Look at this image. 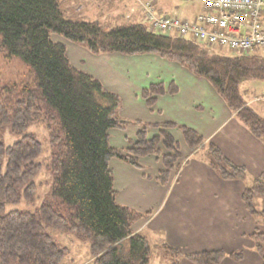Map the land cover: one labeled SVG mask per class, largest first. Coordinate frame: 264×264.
<instances>
[{
	"label": "trees",
	"instance_id": "1",
	"mask_svg": "<svg viewBox=\"0 0 264 264\" xmlns=\"http://www.w3.org/2000/svg\"><path fill=\"white\" fill-rule=\"evenodd\" d=\"M53 34L97 55L155 53L180 63L208 79L237 118L263 142L264 117L245 100L240 85L248 79L264 80V49L224 51L177 32L152 31L143 19L88 20L69 12L64 0H0V52L7 62L14 60L26 68L17 74L5 70L2 76L0 70V264H66L68 250L54 240L50 227L88 239L95 264H150L151 242L132 228L146 214L117 201L112 158L143 168L140 157L156 154L166 166L157 179L166 185L179 154L163 153L158 144L162 141L175 150L176 141L166 129L179 127L192 153L200 146L207 150L204 158L222 179L247 180L248 171L216 145L206 143L194 128L173 122L154 124L162 130L154 138H147L144 127L125 152L113 147L110 130L125 129L132 122L120 116V96L73 66L67 46ZM10 76L15 80L9 81ZM177 91L174 84L167 89L156 83L145 88L142 97L153 107L157 95ZM31 125L48 132L49 153L43 161L39 158L44 145L29 131ZM6 127L20 136L9 145L4 142ZM43 167L51 183L37 210H7L8 204L36 201ZM256 197L264 198V175L253 177L242 197L258 224L248 237L264 260V209L256 208ZM162 247L173 264H180L182 256L195 264L244 257L243 250L183 254L167 243Z\"/></svg>",
	"mask_w": 264,
	"mask_h": 264
},
{
	"label": "crops",
	"instance_id": "2",
	"mask_svg": "<svg viewBox=\"0 0 264 264\" xmlns=\"http://www.w3.org/2000/svg\"><path fill=\"white\" fill-rule=\"evenodd\" d=\"M78 1L81 5H77ZM152 1L161 14H173L187 20H193L203 12L202 2L198 0ZM64 2L69 12L81 14L82 18L95 16L99 20H108L107 17L121 19L117 14L119 4L126 3L128 11L134 8L135 13L130 14L133 20L143 19L141 7L134 0ZM125 18L127 15L122 17ZM53 37L65 43L76 68L94 75L107 89L120 96V116L133 123L125 129L110 130L113 147L119 150L129 148L142 127L138 122L151 125L173 122L194 128L206 143L216 145L228 159L248 171L247 180L222 179L204 158L203 151L193 153L189 158L190 153L187 155L185 151L188 145L179 128H167L166 131L175 136L184 151L178 160L181 167L178 171L171 170L168 184L163 185L157 179L164 168L159 156L140 157L143 168L118 157L110 162L117 201L146 214L133 224V231L144 234L153 244L167 243L183 254L216 249L244 251L242 260L226 257L220 264H264L248 237L258 224L242 198L252 178L264 175V142L237 118L212 83L180 63L155 53L97 55L61 35L53 34ZM154 82H164L167 88L175 83L178 91L158 95L154 106L149 107L142 91L156 84ZM263 95L256 94L254 99H247L262 117L264 102L257 98ZM147 132L149 137H154L160 134L161 128L148 126ZM186 156L189 159H184ZM254 203L257 209H264V198L256 197ZM180 264L195 263L182 256Z\"/></svg>",
	"mask_w": 264,
	"mask_h": 264
},
{
	"label": "built area",
	"instance_id": "3",
	"mask_svg": "<svg viewBox=\"0 0 264 264\" xmlns=\"http://www.w3.org/2000/svg\"><path fill=\"white\" fill-rule=\"evenodd\" d=\"M134 1L139 3L152 31L177 32L238 53L264 49V0H198L203 12L193 20L161 14L152 0ZM259 100L264 101V96Z\"/></svg>",
	"mask_w": 264,
	"mask_h": 264
},
{
	"label": "rangeland",
	"instance_id": "4",
	"mask_svg": "<svg viewBox=\"0 0 264 264\" xmlns=\"http://www.w3.org/2000/svg\"><path fill=\"white\" fill-rule=\"evenodd\" d=\"M70 1H72V0H70ZM126 2H127V0H126ZM178 2H180V0H177V3ZM79 3L80 2L78 1L77 5H81ZM133 3H135V2H133ZM125 4L126 3H124V4L120 3L119 4V8H118V13L117 14L121 16V19H119V20H111V19H109V17H107L108 20H102V21H104L106 23H115L116 21H119V22L126 21V22H128V21L133 20L134 18H132V17L129 18L128 14H132L131 12H134V8L129 9V11H128L129 6H125ZM95 5H96V3H95ZM75 7H76V5H75ZM76 9H78V8L76 7ZM170 11H172V10H170ZM167 13H172V12H167ZM126 15H127V18L122 19V17H125ZM83 18L84 19H91V20L99 19V18H97L95 16L90 17V18L84 16ZM223 50L224 51H229L227 49H223ZM261 53H262V55H264V50H261ZM0 70L2 71L1 72V76H2L3 74H5V72H6L5 70H10V71H13V73L16 72V74H17L19 72L20 73L21 72H25L26 68L24 66H22L20 63L14 61V60H12L10 63L7 62L6 59L4 58V54L2 52H0ZM177 74L181 75V73H177ZM164 77H166V74L164 75ZM10 80H15V79L12 76H10L9 81ZM154 83H156V82H154ZM161 83L167 88V86L165 85L164 82H161ZM174 85H175V83H174ZM240 89H241V93L244 96L245 100L254 99L255 98L254 96L256 94H259V95L264 94V80H258V79L245 80L244 82L241 83ZM157 97H158V95L156 96V98ZM254 104L255 103L253 102V105ZM131 123H133V122H131ZM140 125L142 127L138 131H140L144 127L148 128V126H152V127L158 128V126H156L154 124L153 125L145 124V126H144V125H142L140 123ZM173 128H179V127H169L168 129H173ZM29 131L35 133L36 136L38 137V139L41 140V142L44 145V154L39 158V160L43 161V159L49 153L48 132L43 127H37V126H34V125L30 126ZM168 132L171 134L170 131H168ZM3 134H4V142L7 145L14 143L20 137L18 135H15L14 133H12L10 131L9 127L4 128ZM156 136H161V132H160L159 135H156ZM156 136H154V137H156ZM154 137L153 136L149 137L148 136V132H147V138H154ZM173 137H174V139L176 141L175 142V145H176V149L175 150L168 149L164 145V143L162 141L158 144V147L163 153L174 154L175 152H177V154H179V157L177 159V163H178V160L181 157V153L183 154L184 151L182 150L181 143L177 141L175 136H173ZM135 141H136V139L134 141H132V145H133V143ZM185 142H186V140H185ZM186 144L188 145L187 142H186ZM127 149L121 150V151L125 152ZM185 151L187 152V155L190 153L189 158L191 157V155H193V153H192V151H191L189 146H188V149L187 148L185 149ZM199 151L206 152L207 150L206 149L204 150L203 146H200V150ZM45 152H46V154H45ZM148 155H150V154H148ZM148 155H146V156H148ZM153 155H156V154H153ZM156 156H158V155H156ZM182 157H184V156H182ZM189 158H187V156H186L184 159H189ZM160 159H161V157H160ZM162 163H163V160H162ZM177 163H176V166L174 168H172V169H175V170L178 171L181 166L179 165L180 163H178V164ZM163 166H164L163 169L165 170L166 166H165L164 163H163ZM43 169L44 170L42 171L41 175L39 176V178H37V184H38L37 195H38V198L36 199V201L33 202V203L32 202L22 201L20 203L8 204L7 207H6L7 210L14 209V208L22 209V210H29V211H33V212L37 210V208L41 205V203L43 201L42 199L44 198V196H46V193L48 192L49 187H50L49 186V182H50L49 176L50 175H48L45 167H43ZM172 169H170V170H172ZM170 174H171V171H170ZM48 231L50 232V234L52 235L54 240L60 246L67 248L68 251H67V254H66L65 260H64L66 264H95V256H93L91 251H90V243H89L88 239H86V238H84V237H82L80 235H77V234H74V233H66L64 231H61V230H58V229H54L52 227L48 228ZM159 243H157V244L151 243L152 248H153V253H152L151 263L150 264H173V260L171 259V257L166 256L164 254L165 250L162 247V245L164 243L160 242V241H159Z\"/></svg>",
	"mask_w": 264,
	"mask_h": 264
}]
</instances>
